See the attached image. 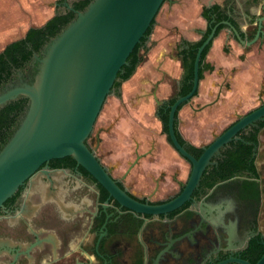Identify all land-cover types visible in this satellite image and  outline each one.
I'll return each instance as SVG.
<instances>
[{"label": "flooded vegetation", "instance_id": "obj_1", "mask_svg": "<svg viewBox=\"0 0 264 264\" xmlns=\"http://www.w3.org/2000/svg\"><path fill=\"white\" fill-rule=\"evenodd\" d=\"M76 1L57 2L55 14L41 26L46 25L57 15H67L70 12L68 5L74 6ZM241 2L243 6H236L231 11L221 8L225 18L215 26L229 21L243 38L250 40L257 32L255 18L251 14L257 2L256 0ZM233 12L238 17L246 19L250 31H245L242 24L235 23L236 15L233 16ZM224 25L226 26L224 29L230 30L228 25ZM158 26L155 18L141 42L129 56L127 66L131 68V73L128 77H122L126 72L124 69L118 76L97 119L94 131L87 140L100 163L119 186L143 201L149 199L134 195L124 182L129 176V161L126 162L127 167L120 178L113 175L114 164L104 162L105 155L115 150L117 131L114 124L120 121L124 113L129 115L130 104L134 111L142 113L148 124L160 128L159 132L165 135L167 142L173 146L169 134L171 112L176 102L193 89L194 68L193 77L190 78L192 62L190 54L194 49V43L202 40L204 36L207 38L209 34L206 35L205 32L200 40L191 41L183 36L167 37L158 32ZM208 26L207 22V28ZM230 32L240 43L234 32ZM214 40L210 43L211 47ZM45 45L46 43L20 65L10 64L7 71L0 75V93L19 85L20 81L31 83L34 80L38 67L34 54H41ZM137 73L139 76L129 89V80ZM203 78H200V81ZM191 84L192 87L188 90ZM155 93L160 97L155 99L153 95ZM198 94L199 87L195 96L179 104L174 113L176 135L182 138L184 144L180 143L196 158L203 154V148L208 147L217 136L229 130L241 117L264 106L263 90L253 108L244 114L235 115L228 122H224L225 117L221 118V127L216 131L210 124L212 115L210 109L213 105L195 104L194 99ZM22 98L24 97H18L7 104ZM27 105L28 101L22 110L17 112L15 120L6 130L7 137L20 125ZM185 108H189L195 117L202 115L200 118H203L202 122L206 125L204 129L211 136L207 143L196 145L183 135L181 114ZM107 133H114L110 141L108 140L110 147H107L105 139ZM173 148L175 149L174 146ZM177 153L187 163L184 179L179 167L173 170L169 178L177 186V190L168 194L166 200H149L150 202L160 204L175 198L183 191L193 165L178 151ZM145 156L138 155L130 166L135 162L136 166ZM166 176V173L162 172L153 181L157 185L165 180ZM193 202L167 216H159L156 219L148 217L147 221L136 220L129 210L120 207L113 197H110L108 190L83 166L78 165L73 157L53 159L27 180L7 200L5 208L0 210V238L11 237L14 240L17 264H105L104 259L108 260V264L116 262L129 264L131 247L129 241L133 240H137L139 244L134 259L138 264H143L144 261L148 262L153 254V241L156 239L162 242L174 241L182 256L181 248L190 244L197 246L190 256L185 254L182 257L180 264H220L232 256L253 263V260H257L264 251V116L253 125L242 129L234 141L221 149L212 159L211 164L203 172L200 185L193 192ZM215 206L219 207L222 215L209 213L208 209ZM84 227L88 229L91 243L82 249L90 257H86L79 250L78 258L65 262V258L75 254L69 250L73 234L79 233ZM167 229L170 232L165 239ZM119 239L128 240V243L122 244L119 248V245L121 246ZM225 247L230 250L218 253ZM212 252L215 254L210 256ZM11 260L8 247L0 249V264H8Z\"/></svg>", "mask_w": 264, "mask_h": 264}, {"label": "water", "instance_id": "obj_2", "mask_svg": "<svg viewBox=\"0 0 264 264\" xmlns=\"http://www.w3.org/2000/svg\"><path fill=\"white\" fill-rule=\"evenodd\" d=\"M168 1L170 0H92L83 10H76L73 5H68L75 16L46 43L41 54H34L38 64L34 80L31 83L20 81L19 85L0 93V107L18 97L28 100L20 125L0 150V210L5 208L7 200L44 164L53 159L71 156L108 190L110 197L120 207L127 208L134 219L147 221L148 217L156 219L167 216L193 202V192L200 185L203 172L212 159L233 142L242 129L264 116L262 106L241 117L229 130L203 148V154L199 158L189 153L178 140L174 128V113L179 104L195 96L198 90L201 56L216 37L219 26L216 25L198 49L193 89L173 106L169 122L173 146L193 165L183 191L169 201L155 204L138 199L119 186L100 163L87 140L94 131L119 74L129 64V56L151 27L161 7ZM256 2L255 8L259 7L264 12V0ZM241 4V0H237V6H243ZM254 18L257 32L250 40L243 38L231 22L223 23L230 27V31L234 32L242 45L251 46L264 39V14ZM154 97L156 99L157 95L154 94ZM135 164L136 162L132 166ZM208 211L216 216L223 214L217 206ZM167 230L165 239L170 232ZM2 244L8 247L12 256L8 264H17L15 244L9 239ZM195 248L197 246L192 244L181 248L183 256H190ZM229 250L225 247L218 253ZM214 254L212 252L210 256ZM183 256L174 241L162 242L156 239L153 241V254L143 264H180ZM104 261L108 264V260ZM228 263L264 264V252L256 263L232 256L220 264Z\"/></svg>", "mask_w": 264, "mask_h": 264}, {"label": "crops", "instance_id": "obj_3", "mask_svg": "<svg viewBox=\"0 0 264 264\" xmlns=\"http://www.w3.org/2000/svg\"><path fill=\"white\" fill-rule=\"evenodd\" d=\"M214 4H218L223 10L231 11L236 8L237 0H170L159 11L158 32L167 37L172 35L183 36L191 41L200 40L207 29V21L202 16L203 8ZM251 12L254 16L264 14L259 7L253 8ZM233 16H235V23L242 24L245 31L251 30L245 18L238 17L234 12ZM230 33L229 29H223L215 38L207 56V61L214 69L205 73L199 84V94L194 99L197 105L205 103L213 105L210 109L212 114L210 124L216 131H219L221 127V118L225 117L224 122H228L235 115L246 113L257 104L258 96L264 90V39L258 40L251 46H244L238 43ZM138 76L137 73L132 80H129V89ZM156 95L160 97L159 94ZM201 116L199 114L195 117L189 108H185L181 114V131L185 138L196 145L207 143L211 139L204 129L206 125L203 124ZM114 125L117 131L115 150L104 157V162L114 164L113 175L122 177L127 167L126 162L129 161V176L124 181L129 186V191L140 198L146 197L152 201L166 200L168 194L177 190V186L169 176L179 167L184 179L187 169L185 160L167 142L166 136L159 132L160 128L148 124L142 113L134 111L130 104L129 115L124 113L120 121ZM113 134H106L107 147L111 146L108 140L110 141ZM101 152H103L102 149ZM138 155L146 156L132 168L130 165ZM162 172L166 173V179L156 185L153 179ZM8 239L15 244L11 237L0 238V249L5 247L2 243ZM119 241H121L119 248L122 244L128 243L125 239H119ZM90 243L91 236L86 227L79 233L73 234L69 250L75 254L65 258V262L78 258L79 250L86 257H90L82 249ZM129 244L131 246L129 264H138L134 259L135 252L139 250L138 241H129Z\"/></svg>", "mask_w": 264, "mask_h": 264}, {"label": "trees", "instance_id": "obj_4", "mask_svg": "<svg viewBox=\"0 0 264 264\" xmlns=\"http://www.w3.org/2000/svg\"><path fill=\"white\" fill-rule=\"evenodd\" d=\"M92 0H77L74 4V8L76 10H83ZM75 14L70 11L67 15H57L50 19L46 25L31 27L25 34L24 38L15 40L7 44L2 52H0V75L7 71L10 64L20 65L22 62L30 59L32 53L34 51L40 50V48L47 43L52 37L57 35L73 18ZM202 16L208 22L209 26L206 31V35L211 32L212 26L219 23L225 18V14L222 11L221 7L218 4H214L210 7H204L202 11ZM155 21V19H154ZM153 21V22H154ZM226 26L221 24L218 26L216 35L224 29ZM204 38L196 43H194V49L192 50L190 56L192 58L191 62V72L190 78L193 77V68H194V60L196 57L197 50L200 45H202ZM211 44H209L203 51L200 61V78H203L204 72L213 70V66L207 62V54ZM123 69L126 70L125 74L122 77H128L131 73V68L129 66H124ZM121 74H119L120 76ZM118 84V82L116 83ZM192 84L188 88L191 89ZM187 90V91H188ZM28 100L26 98L18 99L10 102L5 107L0 109V150L7 143L10 137L14 134L15 130L12 134L7 137L6 130L10 127L11 123L15 120V116L17 112L22 110L24 105ZM18 128V127H17ZM16 128V129H17ZM179 141L184 144L182 138L178 135ZM71 159L70 157H67ZM264 252V251H263ZM257 260H253V263H256Z\"/></svg>", "mask_w": 264, "mask_h": 264}, {"label": "rangeland", "instance_id": "obj_5", "mask_svg": "<svg viewBox=\"0 0 264 264\" xmlns=\"http://www.w3.org/2000/svg\"><path fill=\"white\" fill-rule=\"evenodd\" d=\"M59 1L0 0V51L9 42L23 37L29 28L44 24L55 14Z\"/></svg>", "mask_w": 264, "mask_h": 264}]
</instances>
